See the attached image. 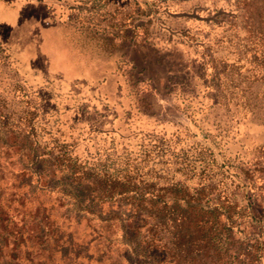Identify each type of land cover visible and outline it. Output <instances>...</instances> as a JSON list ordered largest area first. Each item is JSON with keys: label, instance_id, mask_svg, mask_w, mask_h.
<instances>
[{"label": "rangeland", "instance_id": "374dc122", "mask_svg": "<svg viewBox=\"0 0 264 264\" xmlns=\"http://www.w3.org/2000/svg\"><path fill=\"white\" fill-rule=\"evenodd\" d=\"M78 2L0 0V56L13 61L1 74L15 70L39 105L43 99L44 117L75 137L78 154L177 132L210 147L231 173L247 170L254 189L236 194L252 203L256 218L244 232L259 235L264 264V0H99L97 15L79 13ZM230 81L243 92L215 89ZM230 96L263 102L233 117L214 100ZM3 141L13 139H0L5 151ZM9 154L0 157V203L11 217L7 229L24 236L6 240L0 264H175L145 246L142 223L123 206L89 205L93 214L85 213V191L56 170L45 178L49 190L16 211L11 173L27 159ZM35 212L47 215L40 224L50 239L27 235Z\"/></svg>", "mask_w": 264, "mask_h": 264}, {"label": "trees", "instance_id": "16d2710c", "mask_svg": "<svg viewBox=\"0 0 264 264\" xmlns=\"http://www.w3.org/2000/svg\"><path fill=\"white\" fill-rule=\"evenodd\" d=\"M98 1L79 0L75 8L79 13L97 15L105 7ZM9 62L13 66L8 55L0 56L1 67L9 69ZM1 73L0 69V139L13 141H3L5 151L0 148V157L8 158L9 152L20 150L27 159L16 174L11 173V185L19 193L16 211L25 207L30 196L49 190L45 178L51 180L56 170L72 187L85 191V213L93 214L89 205L123 206V215L142 223L145 246L157 249L175 264H259L263 253L259 235L244 232L256 218L249 210L252 203L241 204L236 194L240 186L254 189L247 170L239 167L231 173L230 164L219 163L210 147L177 132L169 137L147 135L134 146L111 140L107 146L78 154L75 137L54 128L44 117L40 95L39 105L36 94L21 84L15 70L11 75ZM225 84L218 83L215 89L244 90L238 82ZM214 100L223 102L225 110H233V117L242 112L249 116L263 102L247 96ZM97 132L90 130L91 134ZM3 170L0 164V182L5 178ZM4 210L0 203V254L7 239L24 236L7 229L11 217ZM47 218L35 212L29 223L37 225L27 235L50 239V232L40 224L47 223Z\"/></svg>", "mask_w": 264, "mask_h": 264}]
</instances>
